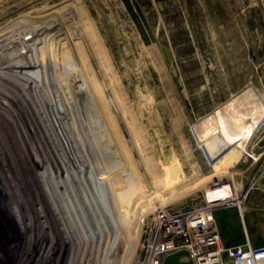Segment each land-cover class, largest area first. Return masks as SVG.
<instances>
[{
  "label": "rangeland",
  "instance_id": "obj_1",
  "mask_svg": "<svg viewBox=\"0 0 264 264\" xmlns=\"http://www.w3.org/2000/svg\"><path fill=\"white\" fill-rule=\"evenodd\" d=\"M221 2L0 0L1 67L37 62L48 85L60 87L63 108L72 109L74 159L81 168H107L101 189L89 194L91 213L74 222L73 256L86 248L104 264H144L153 216L201 206L208 187L237 186L232 165L251 162L244 141L233 155L228 150L264 128V0ZM22 43L29 45L23 58ZM158 45L169 53L168 66ZM104 121L137 164L138 189L125 187L132 191L125 203L106 189L120 167ZM41 125L49 132V123ZM256 221L259 232L249 239L258 246Z\"/></svg>",
  "mask_w": 264,
  "mask_h": 264
},
{
  "label": "bare ground",
  "instance_id": "obj_2",
  "mask_svg": "<svg viewBox=\"0 0 264 264\" xmlns=\"http://www.w3.org/2000/svg\"><path fill=\"white\" fill-rule=\"evenodd\" d=\"M18 47V57L23 58L29 45L22 43ZM36 63L28 60L5 67L0 64V264H101V255L87 252L86 248L73 256V234L77 233L74 222L91 213L94 199L89 194L101 189L97 185L107 168H81V160L74 159L79 149L77 144V151L73 149V114H68L72 109L63 108L62 102L65 105L66 101L60 87L48 85L45 72ZM29 80L35 85L21 91L19 85L26 86ZM46 122L50 124L49 132L41 125ZM109 125L104 121L116 148L112 156L120 173L106 178V189L112 190V200L118 198L125 203L132 195V191L126 193L125 187H137L136 161L127 160V152L114 141L118 135ZM55 232L60 233L58 237Z\"/></svg>",
  "mask_w": 264,
  "mask_h": 264
},
{
  "label": "built area",
  "instance_id": "obj_3",
  "mask_svg": "<svg viewBox=\"0 0 264 264\" xmlns=\"http://www.w3.org/2000/svg\"><path fill=\"white\" fill-rule=\"evenodd\" d=\"M252 1V0H251ZM261 173L247 188L239 190L234 183L215 184L204 191L203 204L174 214H156L150 219L153 235L145 248L144 264H162L163 259L184 250L193 264H264V244L255 246L247 238L242 244L224 248L215 221L217 207H236L243 221L247 196L257 188ZM244 204V205H243Z\"/></svg>",
  "mask_w": 264,
  "mask_h": 264
},
{
  "label": "crops",
  "instance_id": "obj_4",
  "mask_svg": "<svg viewBox=\"0 0 264 264\" xmlns=\"http://www.w3.org/2000/svg\"><path fill=\"white\" fill-rule=\"evenodd\" d=\"M219 3H222L221 0H219ZM254 132L252 130V133L246 139H237L235 144L231 145L228 150V153L233 155L234 149L239 148V144L244 141L245 151L250 152V163L244 165L237 163L231 166L236 169L234 172L236 180L234 181L237 182V186L239 187L243 186V183L246 184L251 177H254L264 168V128L257 137H255ZM241 151H244L243 148ZM246 154L249 155L248 153ZM244 203L247 208L246 222H241L238 210L235 207H217L214 211L215 221L224 248L242 244L245 238L250 241L249 236L259 232L256 221L259 217L262 220L260 234L262 235V244H264V172L258 182L257 188L247 196Z\"/></svg>",
  "mask_w": 264,
  "mask_h": 264
},
{
  "label": "water",
  "instance_id": "obj_5",
  "mask_svg": "<svg viewBox=\"0 0 264 264\" xmlns=\"http://www.w3.org/2000/svg\"><path fill=\"white\" fill-rule=\"evenodd\" d=\"M158 47L164 63L168 66L170 63V56L167 49L162 45H158ZM185 257H188V253L181 250L166 256L163 259L162 264H193L191 260H183Z\"/></svg>",
  "mask_w": 264,
  "mask_h": 264
}]
</instances>
